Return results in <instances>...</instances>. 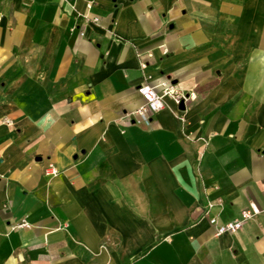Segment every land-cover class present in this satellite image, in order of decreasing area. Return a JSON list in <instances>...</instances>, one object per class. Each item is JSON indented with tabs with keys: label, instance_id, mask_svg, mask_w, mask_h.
Listing matches in <instances>:
<instances>
[{
	"label": "crops",
	"instance_id": "0c3cea01",
	"mask_svg": "<svg viewBox=\"0 0 264 264\" xmlns=\"http://www.w3.org/2000/svg\"><path fill=\"white\" fill-rule=\"evenodd\" d=\"M0 15V264H264V0ZM161 82L184 97L145 122Z\"/></svg>",
	"mask_w": 264,
	"mask_h": 264
},
{
	"label": "built area",
	"instance_id": "2783aa9c",
	"mask_svg": "<svg viewBox=\"0 0 264 264\" xmlns=\"http://www.w3.org/2000/svg\"><path fill=\"white\" fill-rule=\"evenodd\" d=\"M95 20H98V18H95ZM138 90L145 98V103L136 110V113L145 122H150L151 115L163 109L166 96H174L178 102L184 97L174 85L167 82H161L155 85L150 83L141 84ZM46 173L48 175H57L59 169L50 164L46 168ZM211 206L212 204L209 205V207ZM260 212V207L252 203L249 207L243 209L235 219L220 223L217 217L213 216L210 218V221L215 226L216 234L234 233L240 230L247 220L254 218ZM23 224L27 223L23 222Z\"/></svg>",
	"mask_w": 264,
	"mask_h": 264
},
{
	"label": "water",
	"instance_id": "95a60500",
	"mask_svg": "<svg viewBox=\"0 0 264 264\" xmlns=\"http://www.w3.org/2000/svg\"><path fill=\"white\" fill-rule=\"evenodd\" d=\"M181 108H184L183 102H182V104H181Z\"/></svg>",
	"mask_w": 264,
	"mask_h": 264
}]
</instances>
